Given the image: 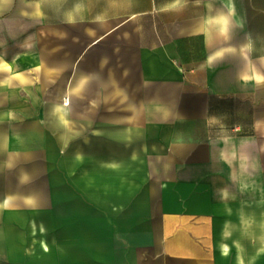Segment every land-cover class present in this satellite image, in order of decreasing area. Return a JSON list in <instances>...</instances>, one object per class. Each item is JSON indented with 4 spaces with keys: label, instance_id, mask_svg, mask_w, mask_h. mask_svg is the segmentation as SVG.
Instances as JSON below:
<instances>
[{
    "label": "crops",
    "instance_id": "obj_1",
    "mask_svg": "<svg viewBox=\"0 0 264 264\" xmlns=\"http://www.w3.org/2000/svg\"><path fill=\"white\" fill-rule=\"evenodd\" d=\"M6 1L0 172L31 179L27 197L44 207L26 227L24 215H15V227H0V264H264V38L248 36L247 5L236 2L237 18L222 0H48L46 10L37 0ZM41 25L46 55L34 47ZM57 34L73 48L56 49ZM111 65L119 71L109 74ZM110 76L112 87L96 85L116 94L108 106L176 110L171 122L155 121L164 128L158 178L134 182L137 117H112L118 172H128V185L93 215L67 175L79 169L87 121L63 115L61 102L70 96L69 106H89L76 96L86 98ZM43 104L58 107V119L40 115ZM172 122L191 132L169 135ZM64 124L80 125L79 134ZM11 201L0 185V204Z\"/></svg>",
    "mask_w": 264,
    "mask_h": 264
},
{
    "label": "rangeland",
    "instance_id": "obj_2",
    "mask_svg": "<svg viewBox=\"0 0 264 264\" xmlns=\"http://www.w3.org/2000/svg\"><path fill=\"white\" fill-rule=\"evenodd\" d=\"M40 5L44 6L46 10L48 0H37ZM238 4L242 3L247 5V33L248 36L255 38L258 36H263L264 38V0H236ZM5 3L10 4L12 0H7ZM263 10V12H262ZM259 25V27H257ZM40 36L37 38V42L34 47L38 46V50L42 54H47L46 50L49 47V40L47 37V28L45 26H40ZM73 35L79 36L81 34L80 28L71 29ZM236 36H240L238 31H233V39ZM220 38L217 29L216 39ZM55 40V39H54ZM35 43V42H34ZM56 49H63V47L73 48L74 44L70 42L65 45L63 40L56 36L54 41ZM51 46V45H50ZM76 49V48H74ZM97 57L95 55L91 56L89 60V68L95 65L97 62ZM117 62L115 61L116 64ZM138 64V61H136ZM113 65L108 69L109 74L116 73L119 69L115 68ZM190 66V63H188ZM92 69V68H91ZM189 72V71H188ZM187 82L190 81V76H187ZM101 81L99 84H94L89 88L86 98H81L76 96L77 101H88L89 106L87 107H71L70 96L62 99L61 104L65 107L62 110V114L65 116L76 117L82 119V121H87V147L81 148L80 155L78 156L79 168L77 171L67 172L68 178L77 187L78 190L82 192L79 199L83 198L84 205L91 204V212L93 215H100L103 213V208H111L112 205L121 199L124 195L123 189L128 185V172H118L117 155L114 154L113 141L111 139V121L112 117L115 115H135L137 117L136 124V149H135V159L134 165L135 169L130 173V180L143 181L146 178H158L159 166L163 162V145L159 146V135L160 132L164 131L162 127L159 129V125L155 121L165 117L169 122L174 119L175 110L174 106H169L167 108H160L157 106L150 107H134V108H118L108 106L114 102L113 99L116 95L112 91L100 92L96 91V85L103 87H112L111 79L107 77H100ZM104 81H106L104 83ZM146 94H156L147 92ZM185 97L190 96V91H185ZM47 96H44L46 99ZM151 103H158V100L152 99ZM168 103L174 105L175 103V93H168ZM68 104V106H65ZM39 114L43 117H59L60 109L57 107L47 108L45 104L40 108ZM58 119V118H57ZM144 120L146 123H140L139 121ZM78 121V120H77ZM57 127L62 125L56 124ZM67 129L72 133V135L79 134L78 124H64ZM85 124L81 125L82 132ZM166 130L169 135H175V133L191 132L190 126L180 124V123H168ZM69 132V133H70ZM164 133V132H163ZM162 133V134H163ZM120 173V175H118ZM122 174V175H121ZM33 181L28 178H21L19 173L14 171H3L0 172V185H6L7 194L11 197L12 201L7 204H0V227H6L8 229L15 227V215H24V227H26V217L28 215H35L38 210L42 212L44 203L41 199L38 203L33 204L31 200L27 197L32 191H34ZM64 184V183H63ZM22 191L24 194L23 199L15 198V191ZM62 197V195H61ZM15 200H22L18 202ZM237 247V246H233ZM230 254V253H229ZM238 252L231 251V257L234 259Z\"/></svg>",
    "mask_w": 264,
    "mask_h": 264
},
{
    "label": "bare ground",
    "instance_id": "obj_3",
    "mask_svg": "<svg viewBox=\"0 0 264 264\" xmlns=\"http://www.w3.org/2000/svg\"><path fill=\"white\" fill-rule=\"evenodd\" d=\"M222 1L231 10L232 14L236 15V17L239 18L236 8V0H222ZM219 20L223 21V17H219Z\"/></svg>",
    "mask_w": 264,
    "mask_h": 264
}]
</instances>
